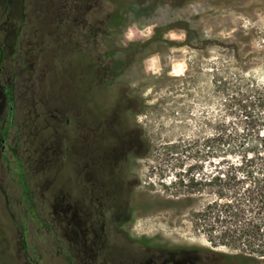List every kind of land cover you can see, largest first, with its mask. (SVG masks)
Here are the masks:
<instances>
[{"label": "rangeland", "instance_id": "rangeland-1", "mask_svg": "<svg viewBox=\"0 0 264 264\" xmlns=\"http://www.w3.org/2000/svg\"><path fill=\"white\" fill-rule=\"evenodd\" d=\"M32 1L42 9L37 18L32 9L16 48H31L18 64L20 82L24 73L32 78L20 90L37 150L30 176L39 217L26 239L39 264L72 263L70 218H86L94 174L113 199L103 230L93 221L95 240L105 241L115 263L184 248L199 259L203 253V264H235L223 255L238 251L208 241L191 217L209 194L189 193L178 177L202 179L223 166L221 153L204 144L224 114L220 78L250 74L264 84V0ZM4 34L1 64L9 66L15 46ZM123 134L146 139L149 151L123 155ZM0 224L5 231L12 224L2 201ZM8 254L22 264L17 249Z\"/></svg>", "mask_w": 264, "mask_h": 264}, {"label": "flooded vegetation", "instance_id": "flooded-vegetation-1", "mask_svg": "<svg viewBox=\"0 0 264 264\" xmlns=\"http://www.w3.org/2000/svg\"><path fill=\"white\" fill-rule=\"evenodd\" d=\"M36 8L42 9L32 0H0V34L6 35L4 33L8 32L13 36L12 44L15 46V49L11 50L13 64L9 66L1 64L3 53L0 48V201L3 202V210L12 222L6 231L0 224V258L10 261L11 264H19L8 254L11 248L17 249L19 254L16 260H22V264H39L40 259L35 247L28 246L26 239L31 231L32 217H39L32 198L30 176L32 161H37V150L32 149L33 134L30 124L32 108L26 95L27 91L20 90V87L29 90L32 86V78L30 73L29 75L24 73L22 84L18 64L19 59L22 60L23 57L20 52L24 53V61H28L31 48H16V45L21 46V43L17 44L19 36L22 34L26 36L25 32L22 33V29L31 22L32 9H34V17L37 18ZM24 44L26 46L25 41ZM39 157L41 160V154ZM94 175L88 183L90 210L86 218L81 221L79 215L75 216V214L70 218L73 223L69 228L72 236V246L69 249L73 252L71 264H203L205 262L203 253L199 259L191 250L184 248L160 251L157 256L152 253L143 260L131 263L123 260L115 263L105 256L103 252L106 248L105 241L95 240L92 224L97 217V220L102 222L103 230L105 226L103 211L111 208L113 199L107 186L97 181ZM116 206L122 207L121 204ZM56 217L57 226L62 231L65 222H68L65 210L63 208L57 210ZM118 221L123 223V214L118 216ZM6 232H11L12 236L7 237ZM89 232L94 233L92 239L88 236ZM61 234L63 237V233ZM62 248L63 246H59V250Z\"/></svg>", "mask_w": 264, "mask_h": 264}, {"label": "trees", "instance_id": "trees-1", "mask_svg": "<svg viewBox=\"0 0 264 264\" xmlns=\"http://www.w3.org/2000/svg\"><path fill=\"white\" fill-rule=\"evenodd\" d=\"M55 64L56 70L59 62ZM217 89L224 114L204 144L221 153L223 166L202 179L193 174L178 180L186 181L189 193L209 194L204 206L191 214L195 225L211 243L238 251L223 255L224 260L246 264L264 259V84L250 74H232L222 76ZM149 148L146 139L135 141L123 134V155L142 156ZM0 264L11 262L0 258Z\"/></svg>", "mask_w": 264, "mask_h": 264}]
</instances>
